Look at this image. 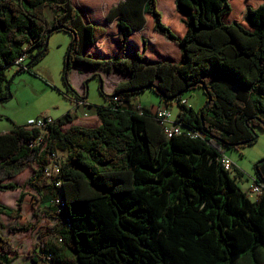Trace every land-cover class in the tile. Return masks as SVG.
Instances as JSON below:
<instances>
[{"label":"trees","instance_id":"obj_1","mask_svg":"<svg viewBox=\"0 0 264 264\" xmlns=\"http://www.w3.org/2000/svg\"><path fill=\"white\" fill-rule=\"evenodd\" d=\"M174 6L182 33L161 21L156 0H121L107 12V20L117 17L122 50L146 17L180 49L178 63H148L139 53L102 59L85 52L105 29L85 23L71 0H0V98L8 94L6 69L25 54L27 63L15 73L28 70L58 30L70 34L61 77L77 102L86 103L87 85L82 94L72 87L74 67L129 74L109 93L100 86L104 103L95 126L66 113L42 128L14 124L0 132V191L20 189L14 207L0 203V264L19 254L1 232L2 216L16 220L9 233L36 230L28 264H264V161L254 165L263 186L254 199L236 182L240 170L221 163L224 147L252 144L256 129L264 134V0L258 6L174 0ZM231 12L241 20L224 22ZM89 77L102 82L98 73ZM195 88L205 95L197 109L183 98ZM145 89L164 106L133 105L132 96ZM172 102L180 132L167 136L156 109ZM26 168L34 220L24 223L27 194L4 181ZM42 218L48 223L41 225Z\"/></svg>","mask_w":264,"mask_h":264},{"label":"rangeland","instance_id":"obj_2","mask_svg":"<svg viewBox=\"0 0 264 264\" xmlns=\"http://www.w3.org/2000/svg\"><path fill=\"white\" fill-rule=\"evenodd\" d=\"M253 6H258L263 0H248ZM45 16L48 20L52 19L53 11L46 7L44 10ZM224 22L240 21L241 15H234L233 12L225 15ZM70 42V34L64 30L53 32L48 39L47 52L45 55L28 70H23L16 74L9 85V92L11 97L0 102V132L10 130L14 124L22 125L27 122V119L37 117H50L53 120L58 119L66 113L72 116H77L78 119H83L84 116L92 117L80 121L79 123L87 126H95L97 121L94 120L96 116V108L98 105L104 103V99L99 92L100 85L105 92H110V88L117 80L115 75L98 77H82L81 72L77 68L71 71L70 83L77 92H81L83 81H86V100L87 103L77 102L74 95L66 90L61 77L62 67L64 66V56L67 46ZM129 47L135 50V43L130 42ZM27 60H24V65ZM16 65H11L6 69V75L9 79L15 73ZM186 103L194 109L199 108L205 100V95L200 88L191 89L183 94ZM133 105H141L144 108L155 110L159 106H164L160 98L151 89H145L131 98ZM171 114L170 120H175L178 114V106L176 102H172L168 107ZM257 139L252 144H247L239 149L223 148V155L227 157L240 172V178H237V184L241 190L247 191L250 199H254L255 195L250 192L251 185L255 182V168L257 161L264 158V134L261 129H256ZM63 159V156H62ZM32 174L30 168L16 175L8 178L4 182H13L22 186L27 195L25 197V204L22 211V218L19 222H30L34 220L32 215L31 202L33 201L31 194L32 190L24 185L25 180ZM20 189L0 191V203L9 207H14ZM35 205L37 202H35ZM50 222L55 220L48 218ZM6 226L10 223L7 216L3 220ZM48 221L42 218L41 225H45ZM3 227L1 232L3 235L10 237L14 246L19 250L18 257L12 264H20L28 261L25 257L28 249L36 241V230L27 232L9 233L7 228Z\"/></svg>","mask_w":264,"mask_h":264},{"label":"crops","instance_id":"obj_3","mask_svg":"<svg viewBox=\"0 0 264 264\" xmlns=\"http://www.w3.org/2000/svg\"><path fill=\"white\" fill-rule=\"evenodd\" d=\"M119 1L121 0H71L72 5L79 11L82 20L85 23L100 25L105 29V33L98 39V41L86 47L84 51L90 52L95 57L102 59L123 56L132 57L133 54L139 53L148 63H178L181 60L179 47L153 30L150 17H146V23L143 27L132 31L128 37L124 50L121 49L118 41V28L116 24L117 17L112 20L106 19L109 9ZM156 1L157 9L161 13V21L176 29L178 33H182L183 26L180 23L181 15L175 10L174 0ZM142 39L146 40L145 48H143ZM130 42L135 43V50H132L129 47ZM74 68H77L78 72L82 69L81 76L83 78L89 77L93 73H98L101 77L103 75H115L117 80L111 86L110 92L118 82L126 80L129 77L128 73H121L116 70H112L110 73H105L100 69L96 70L86 65H78ZM74 68L71 71H73ZM77 93H83V84L81 86V92L77 91ZM85 102L87 103V100ZM90 117H92V115L84 116V118ZM28 119H30V117ZM4 217L5 216H2V220H4ZM9 221L10 223L8 225L16 222V220L10 218ZM3 223L5 227L6 224L4 221ZM20 264H28V261H24Z\"/></svg>","mask_w":264,"mask_h":264},{"label":"built area","instance_id":"obj_4","mask_svg":"<svg viewBox=\"0 0 264 264\" xmlns=\"http://www.w3.org/2000/svg\"><path fill=\"white\" fill-rule=\"evenodd\" d=\"M25 54L20 55L15 61L14 64L15 65H20L21 63H23L24 59H25ZM83 102V101H78ZM84 103V102H83ZM85 104V103H84ZM156 115H157V119H158V123L160 124V126L162 127V129L164 130V133L167 136H171L172 134H178L180 132V126L178 124H176L173 121L170 120L171 118V114L168 111V108L166 107H162L159 109H156ZM53 122V119L50 117L47 118H43V117H37V118H30L27 120L26 124L28 125H36L38 127H43L48 123ZM221 163L223 165V167L226 170H231L233 168V166H235L227 157L223 156L221 158ZM263 191V186L259 183L254 182L251 187H250V192L252 194H254L255 196L257 194H260ZM58 202V201H56Z\"/></svg>","mask_w":264,"mask_h":264},{"label":"water","instance_id":"obj_5","mask_svg":"<svg viewBox=\"0 0 264 264\" xmlns=\"http://www.w3.org/2000/svg\"><path fill=\"white\" fill-rule=\"evenodd\" d=\"M49 36H50V33L47 35V37H46V39H45V43H44V45H43L42 50H41L39 53H37V54L35 55V57L33 58V60H35L38 56H40L41 53H42V51H44V50L47 48ZM33 60H31V61H33ZM65 61H66V62L68 61V55H67V54H66V56H65ZM16 74H18V73H15V74L11 75V77L6 81V87H5V89H6V91H7L8 94H7L5 97L0 98V102L4 101V100H6V99H9V98L11 97V94H10V92H9V85H10V82L12 81V79L14 78V76H15ZM100 86H101V85H100ZM260 161H264V158L260 159Z\"/></svg>","mask_w":264,"mask_h":264}]
</instances>
